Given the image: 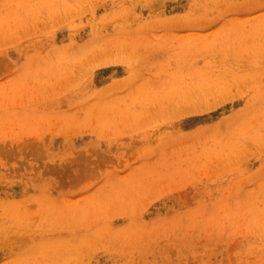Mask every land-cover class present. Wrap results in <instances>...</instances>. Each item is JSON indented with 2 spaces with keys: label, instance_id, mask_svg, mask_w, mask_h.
I'll return each mask as SVG.
<instances>
[{
  "label": "rangeland",
  "instance_id": "374dc122",
  "mask_svg": "<svg viewBox=\"0 0 264 264\" xmlns=\"http://www.w3.org/2000/svg\"><path fill=\"white\" fill-rule=\"evenodd\" d=\"M0 264H264V0H0Z\"/></svg>",
  "mask_w": 264,
  "mask_h": 264
}]
</instances>
